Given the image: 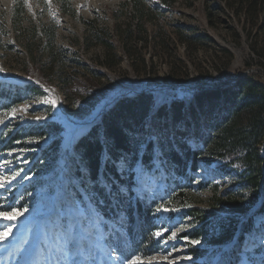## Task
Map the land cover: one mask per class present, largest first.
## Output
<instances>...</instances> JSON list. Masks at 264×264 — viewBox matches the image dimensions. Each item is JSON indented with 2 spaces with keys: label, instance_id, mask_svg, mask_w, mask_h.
<instances>
[{
  "label": "rangeland",
  "instance_id": "374dc122",
  "mask_svg": "<svg viewBox=\"0 0 264 264\" xmlns=\"http://www.w3.org/2000/svg\"><path fill=\"white\" fill-rule=\"evenodd\" d=\"M143 1L154 13L138 22L132 19L129 0H71L74 15L62 13L59 0H0V88L5 90L0 96V181H6L0 187V264H264V216L254 218L242 237L237 230L229 243L218 246L210 244L209 237L192 238L201 225L175 209L156 214L154 234L157 238V232L163 233L157 249L129 259L117 257L103 227L105 219L86 201L89 195L70 168L76 140L116 99L159 91L156 99L162 104L177 98L181 87L217 88L245 75L264 82V32L256 19L236 15L223 0H175L172 8ZM18 2L26 9L22 25L12 20ZM88 20L95 21L96 29L85 23ZM42 25L57 27L55 47L70 80L66 87L57 79L44 45L32 37V27ZM129 27L134 33L127 41ZM101 30L109 49L83 45L86 36L93 38ZM27 42L41 68L32 65ZM25 79L37 80L59 95L68 117L51 93L53 99L21 90L16 95L20 100L11 101ZM48 122L63 131L44 130ZM149 127L143 137L155 140L156 128ZM161 129L162 134L166 128ZM15 133L23 139L11 142ZM153 165L134 168L132 192L159 202L185 183L173 175L165 178L159 160ZM238 180L235 174L201 164L187 189L189 204L209 209L216 191L222 195L230 189L251 200V191ZM217 211L226 216L223 209ZM110 223L115 232V222ZM194 249L202 250L199 256Z\"/></svg>",
  "mask_w": 264,
  "mask_h": 264
},
{
  "label": "trees",
  "instance_id": "16d2710c",
  "mask_svg": "<svg viewBox=\"0 0 264 264\" xmlns=\"http://www.w3.org/2000/svg\"><path fill=\"white\" fill-rule=\"evenodd\" d=\"M156 2L158 6L172 8L175 0ZM223 2L236 15L244 14L252 21L256 19L260 31L264 32V0ZM129 3L133 9L132 19L138 22L148 19L154 13L153 9L146 7L143 0H129ZM58 8L62 13L74 15L71 0H59ZM25 17L24 4L18 2L12 11L13 23L22 25ZM85 23L96 29L94 20ZM137 27L140 28L138 25ZM56 31L57 27L54 25L32 27V37L44 45L57 79L61 86L66 87L70 80L62 64V54L55 47ZM133 33L129 27L124 34L127 41ZM27 43L32 65L37 69L41 68L40 60L33 56L30 42ZM93 43L106 49L111 45L102 30L95 31L93 38L86 36L83 39V45L88 48ZM102 65H106L105 62L102 61ZM28 66L27 64L25 71L31 76L32 71ZM21 90L53 99V96L38 86L24 83L21 88L16 89L11 101L17 103L20 100L16 95ZM3 92L5 90L0 88V96ZM158 93L159 91L130 94L117 99L74 145L75 154L70 168L89 195L86 201L105 219L103 227L108 233V241L114 245L112 250L117 257L123 259H129L135 254L145 255L157 249L161 237L156 238L154 234L156 214L159 215L156 209L161 206L181 211L184 216L198 220L201 227L194 232L195 236L192 238L209 237V243L218 246L229 243L237 230L242 237L249 231L254 218L264 216L262 78L245 75L230 85L194 91L181 87L177 91V98L162 104L157 102ZM169 125L172 127L171 132L167 130ZM44 127V130L51 129L55 134L63 131L55 122H48ZM147 127L156 128L155 140L144 139ZM162 127L166 129L161 134ZM29 134L33 135V128L29 130ZM45 136L46 131H43L41 137ZM22 137L15 133L11 142L23 139ZM2 138L0 136V141ZM143 142L146 144L141 148ZM157 150L160 151L159 155ZM46 153L47 151L43 155L48 157ZM154 160L161 162L167 175L165 178L173 175L185 183L176 191L172 188V192H168L167 197L159 202L132 192L136 185L134 168L150 169L154 166ZM201 164L224 175L235 174L239 179L238 185L251 191V200L246 201L235 189H230L222 195H218L216 191L210 199L209 209L191 207V196L187 189L194 181ZM205 185L207 183L200 184L201 187ZM218 207L226 212L225 217L218 213ZM245 219L247 220L244 221ZM110 220L116 224L115 232ZM211 226L216 231L209 235L214 231ZM201 251L194 249L193 253L199 256Z\"/></svg>",
  "mask_w": 264,
  "mask_h": 264
},
{
  "label": "water",
  "instance_id": "95a60500",
  "mask_svg": "<svg viewBox=\"0 0 264 264\" xmlns=\"http://www.w3.org/2000/svg\"><path fill=\"white\" fill-rule=\"evenodd\" d=\"M25 81L27 83H30V84H34L36 86H38L39 88H41L42 90H44L45 92L47 93H51V94H54V96L56 97L57 101H58V104L62 107V101L59 97V95H57L52 89L48 88V87H45L44 85H42L41 83H39L37 80H33V79H25ZM117 100V99H116ZM115 100V101H116ZM114 103V101L112 102ZM109 106V105H108ZM63 110V113L65 116L68 117L67 113L65 112V110L63 109V107L61 108ZM108 109V107L106 106V108L100 113L101 115H103L105 113V111ZM98 118H95L92 122L88 123V124H92L94 122L97 121ZM88 124H82L81 126H87Z\"/></svg>",
  "mask_w": 264,
  "mask_h": 264
},
{
  "label": "snow or ice",
  "instance_id": "6c2138e0",
  "mask_svg": "<svg viewBox=\"0 0 264 264\" xmlns=\"http://www.w3.org/2000/svg\"><path fill=\"white\" fill-rule=\"evenodd\" d=\"M16 110L15 109H13V112H15ZM4 183H6V181H0V187H2V186H4ZM171 209H168V208H164L163 206H161V207H158L157 209H156V211L157 212H160V211H170ZM24 211H27V209H25ZM19 214V213H18ZM156 235H157V237H160V236H162L163 235V233L162 232H157L156 233ZM172 236H173V238L175 237V233H172ZM191 243H199V241H191Z\"/></svg>",
  "mask_w": 264,
  "mask_h": 264
},
{
  "label": "bare ground",
  "instance_id": "6f19581e",
  "mask_svg": "<svg viewBox=\"0 0 264 264\" xmlns=\"http://www.w3.org/2000/svg\"><path fill=\"white\" fill-rule=\"evenodd\" d=\"M99 240V239H98Z\"/></svg>",
  "mask_w": 264,
  "mask_h": 264
}]
</instances>
